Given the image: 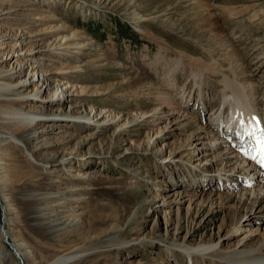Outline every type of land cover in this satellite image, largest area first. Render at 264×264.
Returning a JSON list of instances; mask_svg holds the SVG:
<instances>
[{
	"label": "rangeland",
	"instance_id": "rangeland-1",
	"mask_svg": "<svg viewBox=\"0 0 264 264\" xmlns=\"http://www.w3.org/2000/svg\"><path fill=\"white\" fill-rule=\"evenodd\" d=\"M2 3L0 37L20 34L28 37L26 49L41 46L42 53L21 63L37 59L41 64L38 71L52 73L55 82L67 83L77 94L78 116H83L78 122L40 124V130L47 132L26 143L19 141L17 128L0 120V164L6 169L0 171L4 172L0 196L2 192L6 198L0 197V221L8 218L12 235L17 240L21 237L20 242L37 257L27 258V263L47 262L80 250L85 256L71 264H215L189 262L181 249L172 251L170 246L217 242L234 227V216L236 223L246 209L237 214L235 204L222 196L235 191L217 188V178L212 192L193 188L196 178L200 186L203 182L212 185L215 180L207 177L224 166L211 164L216 153L209 156L208 151L205 158L199 155L203 147L210 146L208 134L197 152L186 150L187 140L199 121L207 124L211 113L207 110L203 120L197 118L201 113L198 94L207 97V103L219 104L224 92L233 98L240 90L256 106H248L247 111L261 119L264 0H0ZM58 41H66L63 47L66 43L68 47L47 51L46 46ZM18 44V40L0 39V70L17 67V58L5 59ZM254 87L256 93H252ZM192 95L189 108L184 109V99L188 101ZM28 104L26 111L42 106L34 101ZM71 105L54 103L49 108L70 113ZM171 110L188 114L180 124L188 126L183 131L176 133L172 129L178 125L172 127L162 120V112ZM101 111L119 115L121 121L102 127L86 124ZM150 114L155 117L148 118ZM52 127L57 129L51 131ZM9 132L15 135V142L9 136L1 137ZM212 137H218L216 132ZM46 154L71 158L65 167L36 165L34 160ZM196 164L203 169L195 178L190 167ZM204 173L209 175L203 177ZM242 184L236 194L244 192L247 185ZM222 197V210L209 216L208 201L218 203ZM38 200L49 204H41L36 213ZM56 201L66 205L54 206ZM204 202L206 208L201 212L198 207ZM44 205L49 206L48 212ZM54 210L58 212L54 214ZM40 213L50 220L58 213L67 216L77 223L71 227L75 231L69 228L70 233L45 234L36 222ZM194 232L198 236L192 243ZM247 235L222 240L225 246L221 248H234ZM263 238L264 222L249 246H258ZM8 247L0 239V264L14 263L4 257Z\"/></svg>",
	"mask_w": 264,
	"mask_h": 264
},
{
	"label": "bare ground",
	"instance_id": "bare-ground-1",
	"mask_svg": "<svg viewBox=\"0 0 264 264\" xmlns=\"http://www.w3.org/2000/svg\"><path fill=\"white\" fill-rule=\"evenodd\" d=\"M3 4L4 3L0 5V15L2 14ZM2 38L14 39L16 41L18 40L19 42V44L14 49H12L10 53H7V57L5 59L7 61V60H12L13 58H17V61H16L17 67L14 66L15 68H10L9 70H0V120L4 121V123L12 124L11 128L13 129L17 128L16 131L18 133V138L20 139L19 141H23L24 143H26L27 141H30L34 138H39L40 136L44 135L47 132V130L46 129L40 130L42 129V126H39L40 124L44 126L43 123L70 122V121H75V120L77 122L79 120L81 121L83 116L82 117L78 116L79 113H77V109H79V106L74 103V97L77 94H75V91L73 89H70V86L67 83L55 82L54 79L52 78V73H42L38 71L41 67V64L38 62L37 59L36 60L31 59L30 62L27 61V62L21 63V61H23L28 56L34 57L35 54L42 53L43 52L41 49L42 47L35 46V47H32V49H26L25 43H26V40H28L27 39L28 37H23L20 34L14 33V36L6 35L5 37H0V39ZM64 40L66 39H63V41ZM65 42L61 43V41H58L57 43L53 44V46L52 44H49L48 46H46L47 51L53 50L56 48H62ZM67 44L68 43H66V45ZM66 45L65 47H68ZM17 50L19 52L16 55ZM27 69L30 70L29 74L26 77H24ZM17 80L18 82L16 84H13V82ZM31 87H32V90L29 91L28 93L24 94L22 92V90H24L25 88L28 89ZM256 91L257 90L255 88L253 89L252 93H256ZM220 93H223V92H220ZM224 93L221 95L223 103L222 104L220 103L221 107H220V110H218L219 112H218L217 117L215 119L209 120L207 124L204 123V125L201 124V121L198 122V124L196 125V130L194 131L193 135L189 137V139L187 140L188 147L186 150L194 149L197 152V150H199L198 146L204 145L203 143L204 140L207 139L208 135L210 136L211 138V142L209 144L210 146L203 147L201 151L199 150L200 151L199 155L201 156L204 155L203 158H205L206 156H208V155H205L206 153H208V151H209V156L214 155L216 153V156L214 157V159L211 160L212 163L211 161L209 163H211L214 166H216V164L217 165L223 164L224 167L214 171L215 173L213 175H210L209 177L218 178L217 188L219 189H228V190H232L236 192V190L239 189L240 182H243V184H246L247 187L245 189L243 188L244 192L242 194H236L235 192H230V193H225V195L224 194L222 195L224 197L226 196L227 201L233 202L235 204L234 209L238 210L237 214H239L240 212H243L244 209H246V214H244V216H242V218L236 223H235L236 216H234V220H233L234 227L230 228L229 231H227L224 234V236H221L217 242L214 241L211 244L209 243V244L195 245L192 241H195L198 235L196 232H194L190 235V240H189L193 243V245L190 243L191 245L183 244L182 246H179V247L170 246V250L176 251L177 249H181L184 256L187 257L186 260L189 262L207 263L208 261H211L212 263H215V264H264V238H263V241L256 247H250L248 243L252 238H254V236L257 235V232H259L261 229V223L264 222V168H262L257 163L256 164L250 163L251 161L250 155L256 154V153L252 151L251 146L249 147L247 145L246 146L244 145V143L247 141V137H238L235 134V138L238 139L237 144H233L231 143V141L227 140L228 138L227 136H229V134H231L232 132H229V134H222L220 139H218V137H215V138L212 137V134H213L212 131L215 129L216 122L220 120V115L228 113L229 119L226 124V126H228L227 129L228 130L235 129L236 133L238 130H241L240 129L241 119H243L247 125V121L245 120V115L249 112L247 111L248 106L251 107L254 101L251 99L253 102L252 103L251 101L243 97L240 90L236 92L233 98ZM262 99L264 100V98ZM29 101L40 102L42 103V106L40 105L37 107L34 106L33 107L34 110L26 111L24 107H27L26 105L29 103ZM200 102H201L200 103L201 108L203 109L207 108L208 104H204L202 100H200ZM54 103H70L72 104L70 107L72 110L70 111V113L69 112L66 113L64 112V110H61V109L51 110L49 106L50 104H54ZM212 103L213 102H210L209 106ZM258 104H259V107H261L263 111H261L259 107L257 108L264 115V103H262V100L261 101L259 100ZM167 108H170V106H168ZM183 108L185 109V106ZM260 111H257V112H260ZM176 112L174 110L162 112L163 114L161 118L162 120H167L170 126L173 125L172 127L178 125L175 129H172L173 131L178 130L176 131L177 133V132H180V130L183 131L184 127H188L186 125L183 127L184 124L180 125L182 121H185L188 118V114L186 113V111H183V112L178 111V113ZM151 115L152 114H150L148 118H150ZM144 116L145 115H143V117ZM92 117L94 118V121L90 122L87 120L89 123H86V124H88L89 126H94V127L95 126L97 127L111 126L121 121V117L119 115H115V116L110 115V114L106 115V112L103 113L102 111ZM152 117H155V116L152 115L151 118ZM31 120L32 122L28 123ZM259 121L261 122L260 119ZM27 123L28 125H26V127L24 128L23 125ZM247 126L249 127V125ZM193 127H195V125H193ZM259 127H264V126L262 125V123H260ZM53 129L55 130L57 128L52 127V129L50 130L52 131ZM3 136H7V137L9 136L10 140L12 139L13 142H15L16 140L15 135H13V132L6 133L2 135L1 137ZM223 140H225L228 143V146L245 148L248 151L249 155H245V151L236 152L239 155H243V160L239 159L235 152L231 151L230 149L226 147L227 144ZM253 146H255V144H253ZM194 156H196V154ZM70 158L71 157L66 158L65 156L60 157L59 155L46 154L41 159L39 160L37 159L34 161L36 162V165L38 166L52 169V168H56L57 166L65 167L70 161L69 160ZM192 159H194V157ZM3 166L4 164H0V171L6 170ZM210 166L204 169V171L209 172ZM202 169L203 168H201V166H197V164L196 166L192 165L190 167L192 176L196 178L197 172ZM3 177H4V172H0L1 184L3 183L2 181ZM192 181L195 182L196 179H192ZM212 187H209V188H212ZM70 196H73V195H70ZM0 197L4 199L5 195L1 192ZM57 198L59 199L60 197L56 196V199ZM41 199L42 198H40V200ZM208 202H209L208 204L211 205L208 211L209 216H212L216 212H220L222 208L224 207L222 204L224 203L223 197L218 203L214 201H208ZM37 203L38 205L36 206V213L38 209H40L41 204H45L47 202L45 200L44 202H40L38 200ZM47 204H49V202ZM65 205L66 203L64 202H57L54 206L64 207ZM215 206H217L218 208L216 207L217 209H215ZM43 207H47V205H44ZM48 207L45 209L46 212H48L47 210ZM198 208L201 212L205 210L206 202H204V204H202L201 207H198ZM201 208L202 209L204 208V209L202 210ZM8 211L9 209L5 207L6 217H8L7 216ZM200 211H197L198 215H200L199 213ZM57 212L58 210L53 211L54 214ZM44 218H45V215H44ZM44 218H43V215L40 213L39 216L36 217V222L40 226V229L44 230L45 234L46 232H53L57 234L64 233V232L70 233V230L72 229L71 227H74L77 224L73 220L68 218L67 216H62L59 213L56 216L53 215L51 220L44 219ZM9 227H11V222L8 220V218H6L3 222L2 220L0 221V239H2V242L5 244V248L7 246L12 247V248L8 247L5 250L4 252L5 259L13 260L14 261L13 264H28L27 258L31 260L34 258L29 253L28 248L23 243L20 242L21 237L19 240L15 239ZM69 228L71 229L68 231ZM254 228L255 230H253ZM244 232H247L248 235L244 239H242V241H240L236 245V247L234 248L232 247L231 249L221 248L225 246L224 244H222V240L228 242L232 238L237 236L238 234L244 233ZM83 253L84 252L80 250H74L72 252L60 255L51 261L42 262V263L33 262L32 264H69V263L71 264L73 262L78 261L79 259L81 260V257L85 254ZM172 256H174V258L176 257L173 253H172Z\"/></svg>",
	"mask_w": 264,
	"mask_h": 264
},
{
	"label": "snow or ice",
	"instance_id": "snow-or-ice-1",
	"mask_svg": "<svg viewBox=\"0 0 264 264\" xmlns=\"http://www.w3.org/2000/svg\"><path fill=\"white\" fill-rule=\"evenodd\" d=\"M255 121V126L249 128L245 121L241 119L240 129L236 135L238 137H247V141H254L255 146L252 151L256 154L250 155V159L264 168V127H259L260 121L257 118H252ZM245 155H249L245 149Z\"/></svg>",
	"mask_w": 264,
	"mask_h": 264
}]
</instances>
